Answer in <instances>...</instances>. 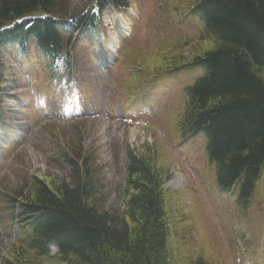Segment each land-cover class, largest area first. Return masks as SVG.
I'll return each mask as SVG.
<instances>
[{"label": "rangeland", "instance_id": "1", "mask_svg": "<svg viewBox=\"0 0 264 264\" xmlns=\"http://www.w3.org/2000/svg\"><path fill=\"white\" fill-rule=\"evenodd\" d=\"M64 1L69 21L90 0ZM196 1L129 0L104 14L102 30L76 34L70 82L52 80L33 47L25 59L1 52L0 264H66L55 249L49 258L27 249L6 198L24 202L33 176L73 187L72 162L88 164L98 187L91 204L123 229L126 149L165 180L172 264H264V170L248 207L238 208L237 187L217 186L203 134L181 131L184 90L203 75L182 66L216 45L189 17Z\"/></svg>", "mask_w": 264, "mask_h": 264}, {"label": "trees", "instance_id": "2", "mask_svg": "<svg viewBox=\"0 0 264 264\" xmlns=\"http://www.w3.org/2000/svg\"><path fill=\"white\" fill-rule=\"evenodd\" d=\"M65 8L64 0H0V55L26 58L34 46L53 69H71L74 34L100 27L102 14L129 8V0H90L63 24ZM190 16L202 20L216 47L191 64L205 75L186 90L181 131L203 134L219 189L229 192L235 184L238 208H247L264 166V0H197ZM5 81L0 60V125ZM82 163L72 162L73 187L33 176L24 202L7 195L27 249L49 258L53 245L66 264H172L165 180L154 167L126 149L128 222L120 229L91 204L98 187Z\"/></svg>", "mask_w": 264, "mask_h": 264}, {"label": "bare ground", "instance_id": "3", "mask_svg": "<svg viewBox=\"0 0 264 264\" xmlns=\"http://www.w3.org/2000/svg\"><path fill=\"white\" fill-rule=\"evenodd\" d=\"M112 9H113V8H112ZM112 9H111V10H112ZM113 11L116 12L117 10H114V9H113ZM120 11H121V10H120ZM190 18L196 20V21L200 24V26H201V27H200L201 31H202L203 33H205V25H204V23L202 22V20H201L198 16H190ZM65 22H69V21L65 19V20L63 21V24H64ZM83 31H87V32H95L94 29L91 30V29H89V28H86V29H80L77 33L80 34V33H82ZM129 31H130V29L127 28V27H122V28H121V34H122V35H125V36L129 35ZM215 47H216V45H215ZM215 47H214V48H215ZM214 48H213V49H214ZM213 49H211V50H213ZM211 50H209V51H211ZM209 51H208V52H209ZM205 53H207V52H204V54H205ZM193 63H194V62H192V63H186V66H187L189 72H191V71L194 72V71L199 70V69L203 71V75H202L201 77H199V78L196 79L195 82H197L198 80H200L201 78H203V76L205 75V70H204L202 67H192L191 64H193ZM211 165H212V167H214V170H215V169H216V168H215V165H214V164H211ZM263 170H264V166H263V168H262L261 175H262ZM261 175H260V176H261ZM215 176H216V172H215ZM259 178H260V177H259ZM240 180H241V179H239L238 182H239ZM258 180H259V179H258ZM257 182H258V181H257ZM234 186H235V184H233V186H231V187L229 188V190H230V191H233ZM237 189H238V188H237ZM53 249H54V246H53V245H51V246L48 247L49 252H51Z\"/></svg>", "mask_w": 264, "mask_h": 264}]
</instances>
